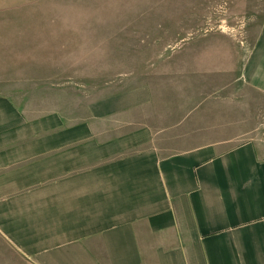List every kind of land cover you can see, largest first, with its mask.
I'll list each match as a JSON object with an SVG mask.
<instances>
[{
    "label": "crops",
    "instance_id": "obj_1",
    "mask_svg": "<svg viewBox=\"0 0 264 264\" xmlns=\"http://www.w3.org/2000/svg\"><path fill=\"white\" fill-rule=\"evenodd\" d=\"M227 5L81 115L0 91V264H264V0Z\"/></svg>",
    "mask_w": 264,
    "mask_h": 264
},
{
    "label": "rangeland",
    "instance_id": "obj_2",
    "mask_svg": "<svg viewBox=\"0 0 264 264\" xmlns=\"http://www.w3.org/2000/svg\"><path fill=\"white\" fill-rule=\"evenodd\" d=\"M227 8V0H0V91L28 112L81 115L92 99L146 81L191 36L218 24L231 31Z\"/></svg>",
    "mask_w": 264,
    "mask_h": 264
}]
</instances>
